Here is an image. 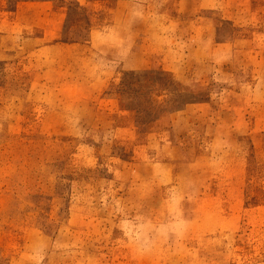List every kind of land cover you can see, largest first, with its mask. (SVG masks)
Instances as JSON below:
<instances>
[{"label": "rangeland", "instance_id": "obj_1", "mask_svg": "<svg viewBox=\"0 0 264 264\" xmlns=\"http://www.w3.org/2000/svg\"><path fill=\"white\" fill-rule=\"evenodd\" d=\"M0 264H264V0H0Z\"/></svg>", "mask_w": 264, "mask_h": 264}, {"label": "crops", "instance_id": "obj_2", "mask_svg": "<svg viewBox=\"0 0 264 264\" xmlns=\"http://www.w3.org/2000/svg\"><path fill=\"white\" fill-rule=\"evenodd\" d=\"M232 181L233 180L231 179L230 182H232ZM225 194H232L234 196H237V195H239V192L235 191V190H230V191L225 192Z\"/></svg>", "mask_w": 264, "mask_h": 264}]
</instances>
